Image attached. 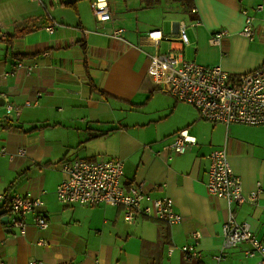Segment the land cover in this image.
<instances>
[{"label":"crops","instance_id":"1","mask_svg":"<svg viewBox=\"0 0 264 264\" xmlns=\"http://www.w3.org/2000/svg\"><path fill=\"white\" fill-rule=\"evenodd\" d=\"M107 3L111 18L101 22L89 0H0L6 33L0 38V193L42 200L26 215L24 235L0 215V264H214L227 207L205 181L209 154L220 148L243 194L261 183L255 203L234 204L232 211L264 241V125L201 119L193 105L156 89L149 75V54L169 49L233 74L264 66V8L257 9L264 0H192L195 12L178 0ZM245 14L253 18L252 40L240 34ZM52 19L58 26L49 33ZM179 23L186 24L188 44L178 39ZM116 28L123 29L118 38L111 36ZM222 29L228 33L211 42ZM150 30L164 36L156 46ZM18 62L24 66L17 69ZM26 100L37 104L25 106ZM7 101L19 114L7 112ZM181 130L194 142L175 153L168 145ZM19 148L25 154H16ZM74 158L122 159V184L141 183L152 198L170 197L182 221L168 225L140 215L127 223L123 208L111 203L61 204L55 192L60 163ZM0 210L11 216L1 202ZM39 212L47 217L45 229L35 224ZM193 230L201 233L196 261L180 251ZM169 246L174 250L167 255ZM248 249L247 243L226 249L219 264H254Z\"/></svg>","mask_w":264,"mask_h":264},{"label":"built area","instance_id":"2","mask_svg":"<svg viewBox=\"0 0 264 264\" xmlns=\"http://www.w3.org/2000/svg\"><path fill=\"white\" fill-rule=\"evenodd\" d=\"M42 3V0H30ZM92 14L97 21H107L111 18L107 0H89ZM264 8L258 5L257 9ZM192 12L195 9L191 8ZM252 16L245 14L244 24L240 34L252 40L255 28ZM58 22L54 19L46 26L49 33H53ZM123 32L116 28L111 36L118 38ZM228 31L222 29L213 33L210 40L217 43ZM3 23L0 21V38L5 36ZM178 39L188 44L186 24L179 23L177 29ZM161 30H150L147 38L156 46L163 38ZM149 75L153 86L175 97L177 100L193 105L199 118L221 122L243 123L248 125H264V66L244 73H229L219 64L204 65L182 57L174 50L164 53L149 54ZM18 62L16 68L23 67ZM33 66V65H32ZM32 66L28 67L31 70ZM16 69V70H17ZM15 70V69H14ZM14 71L10 72L12 75ZM37 100H26L23 105L35 106ZM7 112L12 110L19 114V107L12 102L5 104ZM194 142L186 130H181L171 137L169 147L175 153L185 152L187 146ZM18 155L25 154L24 148H19ZM13 157V154L10 155ZM209 167L206 172V188L209 194L225 200L227 217L222 225V244L219 252L214 256L215 263L224 258L225 251L241 243H247L248 256L254 257V264H264V241L258 239L251 230L247 221L238 222L233 214L232 206L241 205L246 201L255 203L260 193L261 183H256V189L248 195L243 194L241 178L233 171L223 148L215 149L209 154ZM63 174L61 182L56 186L55 192L58 201L63 205L96 206L105 203L121 206L123 220L134 223L138 216L153 218L168 225L178 224L182 216L174 207L170 197L152 198L142 188V184L125 186L121 182L123 160L120 158H98L87 160L74 158L60 163ZM0 202L6 205L11 213L8 222L20 235L26 233V215L42 205L39 197L30 194L0 193ZM145 202V203H144ZM34 221L39 229H45L48 224L43 212L35 215ZM201 233L193 230L189 233L190 242L180 247L183 257L187 260H199L201 250L199 239ZM44 240L39 238L38 244ZM174 247L166 248L170 255ZM27 264H43L42 260L32 259ZM95 264H106L96 261Z\"/></svg>","mask_w":264,"mask_h":264},{"label":"trees","instance_id":"3","mask_svg":"<svg viewBox=\"0 0 264 264\" xmlns=\"http://www.w3.org/2000/svg\"><path fill=\"white\" fill-rule=\"evenodd\" d=\"M143 1L147 5H154V4H158L161 0H143ZM178 1L181 2L186 9L191 10L193 6L192 0H178ZM100 94L103 97H107V94H105L104 92H100Z\"/></svg>","mask_w":264,"mask_h":264},{"label":"water","instance_id":"4","mask_svg":"<svg viewBox=\"0 0 264 264\" xmlns=\"http://www.w3.org/2000/svg\"><path fill=\"white\" fill-rule=\"evenodd\" d=\"M0 215H1V221L4 224L8 223V215L3 214V210H0Z\"/></svg>","mask_w":264,"mask_h":264},{"label":"rangeland","instance_id":"5","mask_svg":"<svg viewBox=\"0 0 264 264\" xmlns=\"http://www.w3.org/2000/svg\"><path fill=\"white\" fill-rule=\"evenodd\" d=\"M71 155V154H70ZM72 157V156H71ZM251 262H252V259H251Z\"/></svg>","mask_w":264,"mask_h":264}]
</instances>
